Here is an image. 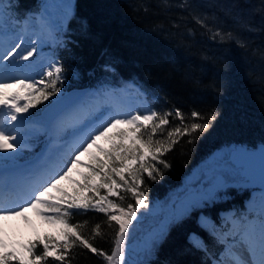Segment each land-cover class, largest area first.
Instances as JSON below:
<instances>
[{
	"label": "trees",
	"instance_id": "obj_1",
	"mask_svg": "<svg viewBox=\"0 0 264 264\" xmlns=\"http://www.w3.org/2000/svg\"><path fill=\"white\" fill-rule=\"evenodd\" d=\"M18 3L23 13L37 0ZM70 29L72 38L58 51L67 88L97 85L109 75L117 81L136 79L162 93L168 128L172 135L177 132L157 155L153 175L144 173V167L136 181L131 171L121 174L116 168L110 175L124 185L109 196L117 208L138 206L139 195L146 201L166 196L214 150L264 143V0H76ZM9 147L15 154L5 150L0 165L33 155L32 150ZM94 200L51 206L68 232L67 244L52 247L47 235L35 236L28 247L24 244L26 250L15 245L0 261L109 264L121 224L112 211L93 205ZM220 206L213 203L205 212L215 218ZM192 231L204 237L208 249L190 241ZM224 247L192 214L171 224L150 264H212Z\"/></svg>",
	"mask_w": 264,
	"mask_h": 264
},
{
	"label": "rangeland",
	"instance_id": "obj_2",
	"mask_svg": "<svg viewBox=\"0 0 264 264\" xmlns=\"http://www.w3.org/2000/svg\"><path fill=\"white\" fill-rule=\"evenodd\" d=\"M64 4L65 8L61 10L55 0H37L34 9L19 14L16 9L17 0H0V42L3 43L0 65L6 60L5 56L10 57L19 48L22 51V48L28 47L32 54L25 64L18 65L13 71L9 70L10 74L0 69V78L3 79H0V92L4 93L0 98V120L10 123L7 125L8 130L0 124V150L6 146L4 150L15 154L7 144L31 148L39 142L40 148L36 155L26 162L22 160L23 164L19 166L30 170L44 165V162L55 155H60L55 159V173H50L52 176L47 182L45 177L41 178L45 182H38L36 193L32 197L18 207L0 210V260L1 254L12 251L15 245L20 251L26 250L24 244L28 247V240L39 235H47L44 238L50 239L49 245L52 244V247L57 243L67 244L70 239L68 232L61 220L49 215L51 206L61 201L81 204L95 198L93 205L112 211L114 218L121 224L116 250L108 259L109 264H150L171 224L192 214L197 216L201 226L202 222L205 223L206 228L211 229L227 245L219 255V260L215 258V264H243L240 253L248 245V228L254 230L259 242L263 241L264 218L259 214L262 211L264 215V189L248 185L241 167L236 166L230 158L235 147L214 150L184 177L180 185L168 191L164 197L146 201L145 196L139 195L138 206L128 210L117 208L109 200V196L117 195L124 187L117 181L110 180V175L116 168L121 174L131 171L134 181L142 167L144 173L153 175L157 155L163 153L177 133L173 132L172 135V127L168 128L169 111L162 103L161 92L146 91L139 84H131L134 81L120 77L119 83L127 86L131 84L130 94L137 91L136 98L145 97L130 119H120L115 123L112 118L106 117L104 120V113L110 108L105 105L101 111H97L94 104L100 106V100L93 103L91 99L62 118L60 129L49 125L41 117L45 106L70 90L56 58V49L63 46L68 37L69 25L76 14V0H65ZM234 15L231 12V16ZM42 22L44 27L41 26L40 29ZM44 78L49 82L42 81ZM107 79L96 87L109 88L113 85L111 80H115L114 75ZM51 82L55 84L50 85ZM114 85L119 84L114 82ZM44 86L49 89L45 90ZM99 90L91 89L88 92H93L90 96L100 99V95L108 89L103 93ZM94 113L97 114L96 117L93 116ZM97 117L100 128L99 125L92 126ZM100 119L102 122H99ZM63 128L65 135L61 132ZM81 131L87 133L83 142L78 144L76 139H70V145L63 147V151L49 150L53 144L64 143L72 134ZM29 137L38 142L32 145V141L27 140ZM2 159L3 155H0V160ZM19 167L6 169L10 171ZM219 173L225 177L223 186L215 182ZM137 182L141 183L138 177ZM132 190L137 192L135 187ZM105 191L106 194L97 198L98 193ZM248 191L250 194L246 198L250 200V208L254 209L252 212H256L254 220L258 230L253 220L249 221L250 226L244 221L249 218L246 214L238 225L237 213L235 214V210L240 211V206L233 202L234 197L241 198ZM244 202L243 212L248 213L251 209L245 200ZM213 203L221 205L215 217L218 224L206 218L205 208ZM245 227H248L246 234L243 233ZM189 239L197 246L207 247V243L198 234L190 233ZM232 244L235 248L231 247ZM230 247L239 257L234 255Z\"/></svg>",
	"mask_w": 264,
	"mask_h": 264
},
{
	"label": "bare ground",
	"instance_id": "obj_3",
	"mask_svg": "<svg viewBox=\"0 0 264 264\" xmlns=\"http://www.w3.org/2000/svg\"><path fill=\"white\" fill-rule=\"evenodd\" d=\"M55 2L61 10H63L65 8V4H64L65 0H55ZM62 15H64L63 11H62ZM43 24H44L43 22L40 23V25H39L40 29H41V26L44 27ZM50 28H51V26H50ZM20 49L21 48H19L18 51L14 52L12 55H10V57H8V55L5 56L6 60L3 61L0 65L1 70H3L4 72L6 71L10 74V72L13 71L14 68L16 69V67L18 65L26 63V61L29 58L28 56H30L32 54H30V50L28 47L22 48V51H19ZM2 50H3V43L0 42V52H2ZM9 70H11V71H9ZM3 78H6V77H3ZM0 79H2V78H0ZM131 84L137 85V83H135V82L131 83ZM130 85L127 86L126 84H123V85L112 86L110 89L105 91L103 95H100V99H97L96 96H90V95H93V92H87L85 97H83L82 100L79 103H77V105H75L71 109H69L56 122H54L51 125L54 127L55 126L59 127L60 120L62 118H64L68 114H70V112L73 109L80 108L85 101H90V99L93 101V103L100 100L99 103H101V107H103L105 104L110 105L109 111L103 117L104 120L106 119V117L112 118V122L115 123V122L120 121V119L121 120H123L125 118L130 119L131 115L134 113V111L139 109L140 104L145 100V97H143V96L140 98H136L137 97L136 96L137 91H134L133 94H130V92H131ZM3 90H6V89H3ZM0 91H2V90L0 89ZM3 96H4V93L0 92V98H2ZM87 114H88V112H87ZM6 121H4V119H3V120H1L0 124L3 125V128L5 130H8L9 127L7 125H9L10 123L6 122ZM43 123H45V122H43ZM92 125L94 126L95 124H92ZM100 127H101V124H99V128ZM59 129H60V127H59ZM64 130H65V128H63L61 132L63 133ZM85 134H87V133H85V132L78 133L77 132V133H74V135H72L70 137V139H72V138L76 139L77 138L79 140V142H83V140L86 138L84 136ZM69 140H65L64 143H55L52 145V147L49 150H51V152H55V150L56 151L57 150L59 151L62 149L64 150L63 147L70 145ZM69 152H71V150H69ZM56 157L57 156L55 155L51 159H48L47 162L43 161L45 163L44 165H42L43 167L42 166H40V167L36 166V167L32 168L31 170L29 168L20 169L17 171H6L4 169H0V205H6L8 208H11V207H14L15 205L23 204L24 199L27 196H29L31 194V191H32V186L29 183L30 179L34 185H36L34 183L35 179L38 180L39 182L42 180L41 178H43V177H45V180L48 179L51 176V174H50L51 172L55 173L54 166H55V159L57 160ZM27 174H29V176H28V177H30L29 180H28ZM7 200H8V202H6ZM203 224H205V223H203ZM248 232H249L248 245L243 247L242 253L239 252L241 254V258L243 260L242 263L243 264H253L251 259H254L257 264H264V237H263V241L259 242L254 230L250 229V227H249ZM231 247L235 248V246L233 244L231 245Z\"/></svg>",
	"mask_w": 264,
	"mask_h": 264
},
{
	"label": "water",
	"instance_id": "obj_4",
	"mask_svg": "<svg viewBox=\"0 0 264 264\" xmlns=\"http://www.w3.org/2000/svg\"><path fill=\"white\" fill-rule=\"evenodd\" d=\"M90 87H76L65 92L49 103L42 112V117L49 123L54 122L67 109L75 105L85 95ZM231 160L238 167L248 180L251 187L264 189V143L256 147L238 144L231 152ZM215 182L219 186L225 183V177L217 174Z\"/></svg>",
	"mask_w": 264,
	"mask_h": 264
},
{
	"label": "flooded vegetation",
	"instance_id": "obj_5",
	"mask_svg": "<svg viewBox=\"0 0 264 264\" xmlns=\"http://www.w3.org/2000/svg\"><path fill=\"white\" fill-rule=\"evenodd\" d=\"M237 200H240V198H237V197H236V198H235V201H237Z\"/></svg>",
	"mask_w": 264,
	"mask_h": 264
}]
</instances>
